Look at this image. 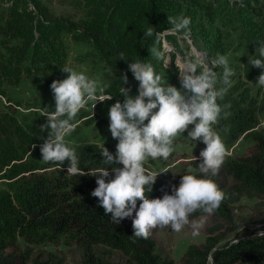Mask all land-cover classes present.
<instances>
[{
    "label": "trees",
    "instance_id": "1",
    "mask_svg": "<svg viewBox=\"0 0 264 264\" xmlns=\"http://www.w3.org/2000/svg\"><path fill=\"white\" fill-rule=\"evenodd\" d=\"M224 1L230 4L232 13L229 16L238 18V25L245 24L244 28L250 33L246 37L258 46L264 43V0ZM11 2L10 15L0 24V33L9 38L8 44L0 49V95L6 94L5 84L16 85L24 77L63 69L65 57L58 39L68 34L91 46L90 55L103 62L109 73L105 92L112 99L99 105H106L108 110L117 100L123 102L120 90L124 86L131 95H138L139 82L128 69L129 62L151 63L165 85L178 84L175 73L170 81L164 80L163 71L165 74L169 71L163 65L166 54L162 33L174 27L168 23V17H187L192 13L196 17L202 15L204 20L206 17L211 25L219 18H227L226 9L215 7L217 0H89L92 7L87 18L79 19L54 14L41 0ZM204 20L191 21L190 32L195 42L204 43L213 59L217 57L216 49L220 50L218 54L225 55L228 50L221 28H216L217 35L212 38ZM152 26L155 27L154 35L146 37L145 31ZM166 38L176 42L174 35ZM153 46L161 52L162 59L151 56L148 49ZM4 48L6 51H2ZM256 49L242 60L247 78H253L260 69L249 60L256 54ZM125 72L128 76L126 85ZM59 75L56 80L62 78ZM236 91L232 88L217 99L222 108L218 126L222 127L228 143L245 135L244 138L254 140L255 144L243 156L226 154L218 175L210 177L225 193L219 209L212 215L225 221L228 229H224L223 224L209 226L205 242L190 245L180 262L170 254H163L151 236L146 240L133 237L134 216L119 224L111 221L110 214H105L99 206L98 198L91 195L98 186V176L67 174L69 161L61 164L62 168L60 163L43 162L40 146L47 131L41 132L36 125H23L12 116L0 115V264H65L66 258L56 252L36 253L37 246L58 244L62 240L79 249L76 264H264V235L238 233L241 215L237 210L244 197L264 203V130L256 128L264 115V87H259L255 95H250L248 89L242 90L240 97L237 96L239 100L233 97ZM96 118H86L85 122L91 124ZM109 123L108 118H103L96 125L103 128L105 137L117 145L118 140L108 131ZM33 144L37 146L35 149H32ZM71 146L76 150L78 166L83 171V164L88 171L92 170L89 167L107 168L103 167L106 163L102 158L91 155L96 151H88L86 146ZM150 161L155 162L149 158L144 164L148 172ZM200 162L202 159L197 161ZM53 166L56 169H51ZM115 167L123 166L110 165L111 178L106 180L114 178ZM179 184L160 175L146 195L150 199L163 198L165 193L173 194V187H179ZM141 202H137V209ZM202 215L205 213L199 210L191 214L193 217ZM228 234H234V238L227 239ZM20 239L24 241V247L20 245ZM115 253H119V260L114 259Z\"/></svg>",
    "mask_w": 264,
    "mask_h": 264
},
{
    "label": "clouds",
    "instance_id": "2",
    "mask_svg": "<svg viewBox=\"0 0 264 264\" xmlns=\"http://www.w3.org/2000/svg\"><path fill=\"white\" fill-rule=\"evenodd\" d=\"M168 23L177 31H190L191 18L183 15L168 17ZM154 28L149 27L144 35L152 37ZM148 51L156 59H162L157 47L153 46ZM249 60L254 67L264 69V43ZM199 63L187 65L181 70L182 88H177L169 83L165 85L163 77L155 72L151 63L141 60L129 62L128 69L139 82L138 95H131L124 86L120 90L123 102L117 100L108 110L109 131L118 143L115 155L106 147H103L101 154L107 165L120 164L123 167L113 169L115 175L111 180H106L110 175L108 167L87 173L98 176V186L91 195L98 198L99 206L105 214H110L115 224L134 216L132 227L135 238L146 240L151 230L157 227L170 226L172 230L180 232L189 223L192 213L199 210L211 215L225 198V193L210 178L218 175L226 156L225 145L213 125L218 122L222 111L217 99L222 98L231 87L234 71L226 55L218 54L211 60L215 68H223L220 82L224 86L217 89L216 71L209 66L197 71ZM62 71L69 73L67 78L55 80L50 85L55 110L49 111L44 107L47 123L40 129L41 132L47 131L48 135L40 146L41 160L60 164L69 161L67 174L82 176L85 173L78 167L76 150L65 138L74 131L75 119L89 101H107L112 96L98 95V81L84 72L68 67ZM123 79L126 85V72ZM256 84L264 86V72L259 75ZM190 125L194 127L187 137L194 141L201 140L206 145L199 154L202 162L195 171L191 167L187 169L179 187H173V194L165 193L163 198L150 199L146 193L152 191L160 173L148 172L144 167L145 162L149 158L168 159L175 138L187 131ZM35 148L33 144L32 149ZM138 201L142 202L137 209Z\"/></svg>",
    "mask_w": 264,
    "mask_h": 264
},
{
    "label": "rangeland",
    "instance_id": "3",
    "mask_svg": "<svg viewBox=\"0 0 264 264\" xmlns=\"http://www.w3.org/2000/svg\"><path fill=\"white\" fill-rule=\"evenodd\" d=\"M89 0H79L77 3L75 0H41L42 4L52 13L58 15H67L75 19L87 18L89 9L92 7L89 5ZM87 2V3H86ZM218 4L215 7L226 9L225 14L227 15L226 20L219 18L215 25H211L208 19L202 17V15H196L190 13L187 17L191 18V21H200L202 18L205 23L209 26L208 31L212 38L216 37V28L220 27V31L223 35L225 42V49L228 50L225 54L229 60V66L233 69L234 75L231 77V87L237 90L234 92V98L240 97L242 90L248 89L250 95H255L259 87L258 83L259 75L264 72V69H259L253 78H247L243 71L244 63L242 60L246 59L254 49L259 47L254 41H251L248 36L250 33L244 28L245 24L238 25V18L229 16L232 12L230 11V4L224 0H217ZM11 0H0V24H3L10 15ZM212 9V8H211ZM205 12V10H204ZM231 12V13H230ZM244 14V13H243ZM206 16V15H205ZM241 20V19H239ZM174 35L175 41H169L166 36ZM163 47L166 54V58L163 61V65L168 68V73H164V80L170 81L174 77V73L178 76V84L173 85L177 88H182L180 81V72L187 65L198 64L197 71H202L203 67L209 66L212 70L216 71L218 76V82L216 84L217 89L223 87L220 82L222 77L223 68H215L211 64L212 56L207 52V48L204 43H196L195 37L190 31H177L174 27L165 30L162 33ZM9 38L5 37L0 33V49H3L4 44H8ZM58 42L62 43L60 46L63 56L65 57V67L72 68L73 70L84 72L89 78L98 81V95L108 96L105 92L107 83L110 79L109 73L105 70L103 62H99L96 58L92 57V48L83 41H78L71 35H61V39ZM6 49L4 48V50ZM217 55L220 50L216 49ZM7 54V52H4ZM8 55V54H7ZM223 55V54H220ZM216 58V57H215ZM34 69V68H33ZM49 74H35L34 77H24L19 84L8 85L5 84L4 88L6 94L0 95V112L1 116H12L17 118L23 125H36L37 128H41L42 125L47 123V117L44 116V107L48 108L49 111L55 110V100L51 91L50 85L58 77L59 80L67 78L69 73L62 71V69H55L54 71H48ZM57 72V73H55ZM229 92H226V94ZM103 101H89L85 108L81 109L76 117V127L72 133L66 136V142L70 145L86 146L88 151H96L95 154L91 155L97 159L104 157L101 154L103 147H106L113 155L116 152V144L105 137L103 128L97 127L96 123L99 119L108 118V107L106 105L99 106ZM86 113L90 115L86 116ZM96 118L91 124H86V118ZM261 122L256 128H262L264 130V115L262 116ZM218 122L213 125V128L221 136L222 141L226 148V154L232 157L243 156L251 150L254 146V140H247L244 138L245 135L234 141L233 143L226 142L222 127L218 126ZM28 127V126H27ZM193 125H190L188 130L183 134L178 135L175 138L173 151L168 159L158 158L155 162H149L148 169L152 173H160L165 175L170 182H180L182 175L187 174L188 168H193L194 171L198 168L199 154L206 147L201 141H194L187 137L188 132L191 131ZM109 131V130H108ZM246 134V133H245ZM44 143V139H41ZM37 147V146H36ZM79 156L81 154L79 153ZM196 157L198 159H196ZM80 159V157H79ZM104 162V161H103ZM80 164V162H79ZM60 168L61 164H59ZM80 169L82 167L78 166ZM84 173H88V167L83 164ZM103 167H110L105 164ZM92 170L100 169V167H89ZM51 169H56L53 166ZM111 178V177H109ZM240 206L238 215H241L240 219V230L238 233L241 235H264V203L259 202L258 199L244 197L239 203ZM223 224L224 229H228V225L225 221L217 219L212 214L202 215L193 217L190 215L189 223L186 224L180 232L172 230L170 226L157 227L151 230L150 236L154 238L159 245L160 250L163 254H170L176 262H180L184 253L187 251L192 244H202L205 242L207 237V228L212 225ZM198 225L199 227H195ZM226 232L228 230H225ZM198 233V234H194ZM235 234V233H234ZM234 234H228L227 239L234 238ZM22 247L25 243L22 239L19 240ZM56 252L60 256L66 258L65 264H76L80 257V251L76 245H69L63 240L58 244H41L36 247V253H48ZM115 260L120 259L119 253L113 255Z\"/></svg>",
    "mask_w": 264,
    "mask_h": 264
}]
</instances>
